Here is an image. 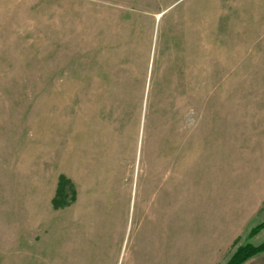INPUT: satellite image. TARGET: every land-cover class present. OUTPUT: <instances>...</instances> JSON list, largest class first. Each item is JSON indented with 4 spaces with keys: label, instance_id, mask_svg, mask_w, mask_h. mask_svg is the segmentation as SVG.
I'll return each instance as SVG.
<instances>
[{
    "label": "rangeland",
    "instance_id": "obj_1",
    "mask_svg": "<svg viewBox=\"0 0 264 264\" xmlns=\"http://www.w3.org/2000/svg\"><path fill=\"white\" fill-rule=\"evenodd\" d=\"M262 222L264 0H0V264H225Z\"/></svg>",
    "mask_w": 264,
    "mask_h": 264
},
{
    "label": "trees",
    "instance_id": "obj_2",
    "mask_svg": "<svg viewBox=\"0 0 264 264\" xmlns=\"http://www.w3.org/2000/svg\"><path fill=\"white\" fill-rule=\"evenodd\" d=\"M62 179L61 178V183H59L58 188L61 189V185H62ZM59 189V190H60ZM54 204H57V200L54 199L53 200ZM59 203L61 205L65 204L63 203V201H59ZM264 227V222L257 224L256 226H253L250 229V235H254L255 233H257L261 228ZM264 250V240L258 244V245H253L250 243H246L243 245H240L236 248V250L234 251V253L229 257V259L226 261L225 264H241L243 263L246 259H248L249 257L253 256L254 254L261 252Z\"/></svg>",
    "mask_w": 264,
    "mask_h": 264
}]
</instances>
